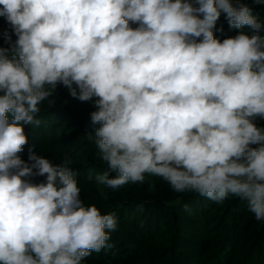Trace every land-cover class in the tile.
<instances>
[{"label":"clouds","instance_id":"1","mask_svg":"<svg viewBox=\"0 0 264 264\" xmlns=\"http://www.w3.org/2000/svg\"><path fill=\"white\" fill-rule=\"evenodd\" d=\"M221 14L241 30L222 42ZM0 17L16 37L5 29L0 46V264H83L118 227L115 211L81 201L67 154L61 163L17 155L58 84L96 98L99 126L87 136L107 165L97 184L117 189L147 174L175 192L238 197L264 221V127L254 122L264 119V20L251 5L0 0Z\"/></svg>","mask_w":264,"mask_h":264},{"label":"trees","instance_id":"2","mask_svg":"<svg viewBox=\"0 0 264 264\" xmlns=\"http://www.w3.org/2000/svg\"><path fill=\"white\" fill-rule=\"evenodd\" d=\"M241 2L251 5L253 11L258 14V19L264 20V5H254L253 0H241ZM246 30L247 29H244V31ZM238 31L241 30L230 28L224 14H221V17L218 19L213 29V35L215 39L222 42L225 38L235 36ZM261 34L264 35V31H262ZM199 39L200 38H196V41L199 42ZM63 87L65 93H60V91L58 92V89H56L52 98L50 97L47 101L45 100L40 103V112L36 115V119L40 120L41 123L38 126L29 124L24 128L29 131L30 126L34 127V130L36 129L37 131L36 137L39 133L45 134L46 130L49 132L48 134L52 135L63 131V129L73 132L79 130L86 135V137L83 135L84 139L78 140L74 145L69 144L70 142L68 141L64 142L65 140L61 139L57 140V143L63 145L61 149L66 153L79 150L81 153V160L85 161H81L82 167L80 169L74 168L77 180L88 189V196L90 199L98 202L106 211H115L117 213L118 230L111 233L112 238L108 241L111 247L106 248V252L109 256L110 253H112L111 256H113V252L116 248L113 242L116 241L122 242L119 243L120 247H122L124 243L129 244V250L131 251L122 255L126 257L124 260H127L128 264H236V261L239 259L238 255L240 254L239 248L243 241V228L241 229L240 224L244 222L248 215L245 214L244 211H241L235 202L232 206L231 221L228 223V226H230L229 231L224 235L223 241L218 243V241H213L210 238L212 234L210 232V225L207 223L206 219L204 220L202 214H200L204 206L207 205V202L198 198L191 206L184 202L175 205L177 202H174V200L181 198L180 196L184 195L185 192L175 194L169 185L162 182L159 177H149L147 187L150 197L148 199H146L145 196L142 198L136 197L132 183H126L117 189H112L106 185L96 183L95 177L102 174L107 166L93 163L92 159H97L100 155L95 144L88 143L87 134L92 133L99 124L97 123L94 125L89 115V118L88 116L86 118L85 115L81 113L82 111H79L82 101L73 98L69 94V89L66 86ZM72 87H76L74 83ZM46 102L47 104H52L46 107ZM254 122L257 126L264 127V119L257 118ZM69 136H73V134ZM36 137L31 138L29 136L32 143L33 139H36ZM44 138L45 135L40 138L38 143L40 141H45L43 140ZM253 147H255V145H253ZM128 186L131 187L130 191ZM162 204L167 205L169 208V210H164L165 217L161 222L162 227H166L165 230L169 237H171L169 242L171 245L175 244V247L173 248L174 250L161 252L155 248H151L152 251L146 253L145 247L156 244L154 230L149 229V227L151 225L154 228V226L159 225L161 221L159 216V218L156 217L157 221H155V216L149 215L147 211H151L150 207L155 208L154 210H158V208L162 210L163 208L160 207ZM140 206L144 208L142 209L143 215L142 213L139 214ZM194 220H200V222L204 223V226H200L195 231L187 230L189 226L198 225V223L193 222ZM252 222L253 224H251L249 228H251L253 233L258 232V230L261 232V234L257 236V239L263 244L264 248V221H257L253 215ZM254 223L260 225L258 230ZM177 236L180 237L178 238ZM103 250L105 249H102L100 253L105 255ZM209 250L210 252L214 250L215 256H211ZM258 253L259 251H257V254ZM101 254H99V252H92L89 255L91 260H93L91 262L96 264L98 260L103 259ZM258 256L261 258L263 257L259 254ZM252 257L253 256L250 258ZM247 264L262 263L259 261L255 263L250 261Z\"/></svg>","mask_w":264,"mask_h":264},{"label":"rangeland","instance_id":"3","mask_svg":"<svg viewBox=\"0 0 264 264\" xmlns=\"http://www.w3.org/2000/svg\"><path fill=\"white\" fill-rule=\"evenodd\" d=\"M130 26L135 27L136 25L133 26L130 22ZM5 29H8L9 35H11L12 40L14 41L15 36L11 33V28L6 24L4 18L0 17V46H7L5 44L4 36H3ZM56 89H58L57 91L58 92L60 91V93H65L64 87L60 84L57 85ZM50 97L52 98V96H50ZM50 97H49V99H50ZM95 99L96 98L93 97L92 99H90L88 101H82V103L79 107V111H82L81 113H83L86 118L88 115L90 116L91 112L96 110V107L94 104ZM51 104L52 103L47 104V102H46L45 106L49 107V105H51ZM89 116H88V118H89ZM24 131H25L26 136L28 137V142H27V145L25 144L23 146V150L21 152H19L17 155L22 160H24L25 162H28V155H29L30 151L32 153H37V155H39V156H43L45 158H48L49 160H51L54 163H61L64 159V156L67 154L72 159V163H71L70 167L73 171H75V169H80L82 167L81 163L84 162L85 160H83V161L81 160L82 158H81V153L79 152V150H74L72 152L66 153V152H63L61 149V147L63 145H60L59 143H57V140L61 139V140H65L64 142L68 141V142H70L69 144L74 145L75 143H77L78 140L84 139L83 135L86 137V135L83 134L81 131L77 130V131L73 132L70 130L67 131V130L63 129V131L58 132L57 134L50 135V134H48L49 132L46 130L45 134L39 133L37 137H36L37 131H36V129L34 130V127H31V126L29 127L30 133H29L28 129H26V128H24ZM70 134H73V136H69ZM44 135H45V138L43 140H45V141H40L38 143L40 138ZM29 136L31 138L36 137V139H33V143H32V140L29 138ZM34 141H35V143H34ZM87 141H88V143L93 144V142H91L88 138H87ZM92 160H93L94 164L99 163V164H102L104 166H107L106 162H104L100 158V156L97 157V159H92ZM149 177H151V175L146 174L145 181L143 183H136V184L132 183L133 187H134V194L136 195V197L142 198L145 196L146 199H148L150 197L149 192H148V187H147V181L149 180ZM30 179H31V182H33V183H39L44 178L43 177H31ZM161 181L166 183L162 179H161ZM77 184L81 189L80 199L84 203L85 206L94 204L102 212H106L105 208L101 207V205H99L98 202L89 198L88 189L86 187H84L83 185H81L79 180H77ZM130 188L131 187L128 186L129 191H130ZM174 193L179 194L180 192L174 191ZM180 197L181 198H179L178 200L177 199L174 200V202H177L175 205H178V203L180 204V203L184 202L185 204L191 206V204H193V202L198 198L203 199V201L207 202V205L204 206V208L200 212V214H202V217L204 218V220L206 219L207 223L210 225V232L212 233L210 238L213 241H218V243H221L223 241L224 235H226V233L229 231L230 226H228V223L231 221L232 210H233L232 206H233V203L235 202L239 206L240 210L244 211V213L248 215L247 218L244 220V222L240 224L241 229L243 228L242 229L243 241L241 242V245L239 248L240 254L238 255L239 259L236 261V264H247L250 261L254 262V263L256 261H259L262 264H264L263 244H261V242L258 241V239H257V236L261 234V232H259V230H258L260 225L254 223V225H255V227L259 233L258 232L253 233L251 228H249V226L251 224H253V222H252L253 214L248 210L246 202L241 201L238 197H232V196H229L228 198H226L222 202H215V201H212V200L207 199L205 197H202L195 192H185V194L181 195ZM109 200H111V199H109ZM140 207L141 208L139 209L140 210L139 214L142 213V215H143L142 209H144V208L142 206H140ZM160 207H162L163 209L160 210L158 208V210H154L155 208L150 207L151 209L150 208H148V209H150L151 211H149V212L147 211V213H149V215L155 216V219H156L155 221H157L156 217H158V216L160 217L161 221L159 222V225H155L156 227L154 226V228H153V226H151V225L149 227V229L154 230V233L156 236V238H155L156 244H153V245L151 244V245H148L147 247H145L146 253L151 252L152 251L151 248H155L159 252H161V251L174 250L173 248L175 247V244H173V245L170 244L169 241H170L171 237H169L167 231L165 230L166 227H164V226L162 227V223H161L165 217L164 210L165 211L167 209L169 210V208L167 205H163V204ZM144 220H145V218H144ZM193 222L198 223V225L189 226V228L187 230L195 231L200 226L201 227L204 226V223L200 222V220H194ZM243 226H245V227H243ZM117 230H118V228L116 229V231ZM179 234H181V233H179ZM177 237L179 238L180 236H177ZM111 238H112V235H110V239ZM120 239H124V238H120ZM119 243H122V242H116V241L113 242V244L116 247L114 252H113V256H111L112 253H110V256H109V254L106 252L107 251L106 249L103 250L105 255H102L100 253L102 251H100L99 254H101V257H103V259L98 260V262L96 264H128L127 260H124L126 257L122 256V255L125 254L126 252L131 251V250H129V244L124 243L123 246L120 247ZM257 251H259L258 254L260 256H263L262 258L258 256ZM209 253H211V256L212 255L215 256L214 250L212 252H210V250H209ZM251 256H253V257L250 258ZM111 258H112V260H111ZM91 261H93V260H91L90 256H88V257L84 258L83 264H95Z\"/></svg>","mask_w":264,"mask_h":264}]
</instances>
